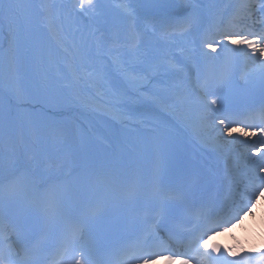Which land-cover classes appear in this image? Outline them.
<instances>
[{"label":"snow or ice","instance_id":"1","mask_svg":"<svg viewBox=\"0 0 264 264\" xmlns=\"http://www.w3.org/2000/svg\"><path fill=\"white\" fill-rule=\"evenodd\" d=\"M95 7L94 0H77V4L70 9H66L63 4L57 5L55 0H0V25L6 24L13 34L9 47L0 49V87L13 89L18 56L22 52L35 55L33 45L37 35L43 32L53 38L58 50L80 67L93 62L99 65L95 73L85 72L81 75L72 72L70 79L71 87L93 93L99 101L97 107L104 112L122 115L126 107L124 97L141 92L147 83L163 77L166 86L155 91L153 98L159 99L163 95L171 100L179 123L213 151L230 156L234 146L246 145L249 141L228 137L234 133L242 137H254L257 132L250 130L253 128L264 138V104L258 107L250 105L240 110L230 103L225 91L230 83V71L236 55L247 49L252 50V59H255L257 51L264 55V31H253L249 23L254 12L253 4L241 2L226 22L220 20L208 23L196 5L182 20L160 21L158 40L162 44H174L177 38L198 32L200 45L198 50L195 47L181 48L172 60L165 57V62L161 64H157L153 52L141 51L143 38L142 32L138 30L140 17L136 6L131 3L120 5L129 21L122 36L113 38L93 33L91 45L83 37L79 45L70 42L65 21L73 14L83 16ZM259 11L264 12V4ZM206 23L208 26L205 29ZM152 34L157 35L155 29ZM216 37L222 39L217 40ZM106 39H112L114 45L106 51L118 53L108 65L102 63ZM232 45L247 47L233 48ZM207 49H211V53ZM208 56L222 62L219 69L207 64L203 57ZM259 64L258 71L264 75V60L259 61ZM193 80L198 87L189 83ZM42 93L54 99L60 95L50 89L47 76L37 81L33 97ZM16 94H19L18 89ZM32 109L27 122L37 139L43 136H51L58 141L67 138L66 129L49 127L42 120L39 103L33 104ZM33 114L36 116L35 121L32 120ZM260 144L264 147V139ZM154 147L158 157L154 174L146 184L139 180L128 182L127 203L138 213L136 218L142 226L123 237L116 254L118 264H129L130 261L159 252L174 253L173 260L177 256L187 257L181 264H192L193 261L196 264L264 262V248L254 255L244 250L239 241L234 247L210 243L216 229L233 219H241V212L245 215L252 212L259 197L264 196V184L256 182L259 179L258 172H264L261 148H254L255 156L249 153L246 157L241 153L235 158L233 170L236 181L246 182L247 196L241 197V203L234 210H225L223 203L207 201L200 195L197 182L189 178L187 166L179 161L171 138H157ZM46 163H50L53 169L81 167L70 153L62 159ZM23 167L19 165L12 173L0 175V264H43L45 259H63L64 253L69 248L75 249L79 240L83 239L89 221L102 216L103 210L97 205L86 214L77 216L74 223L60 231L55 243L51 239V231L65 221L69 195L87 198L94 191V183L84 172L78 189L70 193L57 186H49L50 181L47 179L38 184L35 172L26 173L22 171ZM228 179L231 184V178ZM186 224H192V227H185ZM119 227L117 221L113 228ZM53 246L57 248L58 255L49 257L47 254ZM94 247L92 243L81 245L76 264H85V261L93 264ZM144 264H149L147 259Z\"/></svg>","mask_w":264,"mask_h":264},{"label":"bare ground","instance_id":"2","mask_svg":"<svg viewBox=\"0 0 264 264\" xmlns=\"http://www.w3.org/2000/svg\"><path fill=\"white\" fill-rule=\"evenodd\" d=\"M114 0H103L105 3H112ZM179 3L178 10L191 6L194 0H177ZM57 5L63 4L66 9H70L72 5L77 4V0H55ZM134 4L139 13V23H142V14L139 0H122L119 4ZM122 9V8H121ZM156 9V13H159ZM123 10V9H122ZM165 12L168 9H163ZM164 14V13H162ZM65 31L68 33L69 41H74L77 45L81 42V38L91 45V34L97 36H105L102 28L94 25L88 20L86 13L83 16L73 14L65 21ZM13 34L10 32L6 24L0 25V49H7L12 43ZM110 48L105 42V51L102 57L104 65H108L112 57L116 56L106 50ZM35 55L24 54L18 56L16 76L13 81V89L0 87V172L6 171L12 173L19 165L36 166L37 162L41 163L45 159V153H59L56 149H51V143H44L43 140L47 136L37 139L27 122L29 113L33 112L32 105L39 103L42 107L40 116L46 121L49 127L63 128L68 131L66 139L61 140L63 143H72L75 135L76 127L81 124L72 120L66 111L70 108H78L79 111H97L102 114L109 115L120 122H126L130 125H143L146 121H154L148 112L152 109H158L161 112L172 115L175 113L171 107L172 101L161 95L159 99L153 98V93L158 89L166 86L163 83V77H157L141 92L124 97L126 107L122 115H114L110 112H104L97 107L99 101L94 98L93 93L84 90H77L71 87L72 81L70 74L79 72L83 75L85 72L95 73L99 67L95 62L89 63L86 67H80L78 63L73 62L66 57L63 52L57 49L53 38L46 33L37 35L36 43L33 45ZM179 46L175 47H156L155 45L142 43L141 51L149 50L158 53L156 56L157 64L165 62V57L172 60V53H179ZM56 62H59L58 64ZM134 62V61H133ZM65 65L66 67H61ZM151 71V69H150ZM47 76L50 89L60 93L59 97L54 99L51 95L41 94L33 97V92L37 81ZM19 94H16V90ZM103 91V89H101ZM107 97H105L106 99ZM145 110V112H143ZM32 120H36L35 114ZM50 140L54 137L48 136ZM228 139H233L228 137ZM223 143V141H221ZM72 157H75V151L69 150ZM37 158V162L34 159ZM252 221L258 225L251 230L248 236V245L264 243V217L253 218Z\"/></svg>","mask_w":264,"mask_h":264},{"label":"rangeland","instance_id":"3","mask_svg":"<svg viewBox=\"0 0 264 264\" xmlns=\"http://www.w3.org/2000/svg\"><path fill=\"white\" fill-rule=\"evenodd\" d=\"M117 3L119 4V0H117ZM116 3V4H117ZM115 4V3H114ZM98 7L96 6L95 7V9L93 10V11H89L88 13L90 14L89 16H90V18L92 19L96 14H98V12L97 11H95L96 9H97ZM110 11L113 13V17H115V18H117L118 19V16H117V14L119 13V12H117L116 10H113V9H111L110 8ZM120 18H124V16L123 15H121V16H119ZM97 23H104V22H106V20L107 19H94ZM122 23H117L116 25H114V26H112V28L113 27H115V29H116V27L117 26H119V25H121Z\"/></svg>","mask_w":264,"mask_h":264}]
</instances>
